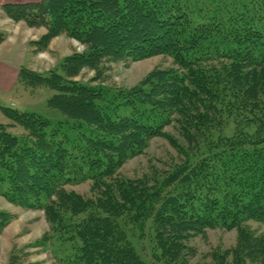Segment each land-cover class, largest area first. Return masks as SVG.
I'll list each match as a JSON object with an SVG mask.
<instances>
[{
    "label": "trees",
    "instance_id": "trees-1",
    "mask_svg": "<svg viewBox=\"0 0 264 264\" xmlns=\"http://www.w3.org/2000/svg\"><path fill=\"white\" fill-rule=\"evenodd\" d=\"M2 11L45 29L29 43L34 52L61 35L85 47L46 74L21 68L18 75L24 86L55 92L48 106L77 136L16 108H2L11 123H0V196L44 211L71 245L67 264H148L129 237L147 225L158 264H194L190 239L217 227L237 236L231 248L208 254L211 264H264V235L246 226L264 223V0H40L6 3ZM158 55L177 68L152 71L153 85L121 103L120 90L111 102L102 87L74 79L104 61ZM173 122L198 148L197 159L159 178L107 184ZM14 125L24 134L7 130ZM84 128L97 136L86 138ZM88 180L91 198L65 190Z\"/></svg>",
    "mask_w": 264,
    "mask_h": 264
},
{
    "label": "rangeland",
    "instance_id": "rangeland-1",
    "mask_svg": "<svg viewBox=\"0 0 264 264\" xmlns=\"http://www.w3.org/2000/svg\"><path fill=\"white\" fill-rule=\"evenodd\" d=\"M55 38L54 42L53 39L51 40L53 43L50 41L47 49L40 51L45 53L44 62H39L35 68L36 71L44 70L45 73L42 74L57 69L67 56L74 53L81 54L85 50V47L74 39L64 35ZM29 68L28 70L32 71L34 67ZM176 68L177 66L174 65L170 57L158 55L138 61L131 59L121 62L104 61L98 66V70L84 68L74 79L81 83L102 87L103 92L106 91L109 94L106 95V98L110 97L111 102L116 100V95L120 90L121 96L116 102L121 103L124 95L139 92L141 88L147 89L153 85V81L147 77L152 71H168ZM124 92L126 93L124 94ZM54 93L53 90L42 85L28 87L19 83L14 92L15 108L19 111L36 113L50 120L52 124L60 122L67 134L71 137L77 136V131L72 129V122L65 119L59 110L48 106V100ZM112 94L115 96L112 97ZM170 116L171 121H177L174 114ZM3 118L2 124L11 123L4 115ZM231 128L230 124L229 132ZM179 129L180 126L176 122L164 127L163 135L150 139L147 142V147L141 149L139 154L125 159L123 164L108 179H105L107 184L124 178L146 177L148 180L154 177L159 178L165 173L168 174L173 168L197 159L199 157L198 148L192 144L188 145L180 136ZM7 130L18 136L24 134L23 128L19 125L8 127ZM83 130L87 134L86 138L97 136L96 132L90 131L89 128ZM109 145L111 149L114 147L113 144ZM107 151L110 154L109 150ZM92 184L90 180L78 184H69L65 186V190L74 191L84 198H91ZM0 212L6 214H0V225L4 219L10 218L8 224L0 229V264H67L66 256L72 249L71 245L60 240L58 235L51 230V225L43 210L37 207L24 208L10 203L0 196ZM246 226L254 235H264V223L247 221ZM151 232L149 225H147L143 233L137 229H130L129 237L137 253L146 263L158 264L152 256ZM236 236L235 229L228 230L217 227L206 230L204 236L192 237L189 245L197 253L193 263L198 261L211 264L208 254L217 248L221 251L231 248L235 244Z\"/></svg>",
    "mask_w": 264,
    "mask_h": 264
},
{
    "label": "crops",
    "instance_id": "crops-1",
    "mask_svg": "<svg viewBox=\"0 0 264 264\" xmlns=\"http://www.w3.org/2000/svg\"><path fill=\"white\" fill-rule=\"evenodd\" d=\"M37 1L40 0H0V123L4 119L2 108H15L14 92L18 88L20 69L33 66L32 71L45 73L35 68L39 62H44L45 53L34 52L29 44L44 34L45 29L30 28L25 22L12 21L3 14L2 5Z\"/></svg>",
    "mask_w": 264,
    "mask_h": 264
}]
</instances>
